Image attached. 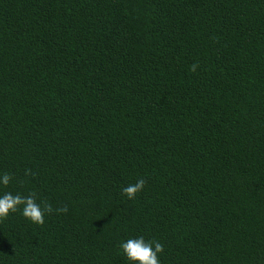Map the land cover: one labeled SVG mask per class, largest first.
<instances>
[{"label":"trees","instance_id":"trees-1","mask_svg":"<svg viewBox=\"0 0 264 264\" xmlns=\"http://www.w3.org/2000/svg\"><path fill=\"white\" fill-rule=\"evenodd\" d=\"M4 173L0 264H264V0H0Z\"/></svg>","mask_w":264,"mask_h":264},{"label":"clouds","instance_id":"clouds-1","mask_svg":"<svg viewBox=\"0 0 264 264\" xmlns=\"http://www.w3.org/2000/svg\"><path fill=\"white\" fill-rule=\"evenodd\" d=\"M195 69L196 66L193 65V71ZM11 181L10 174H0V189L8 187ZM145 185V179H137L134 184H129L122 189L123 195L129 200H134L138 194L143 192ZM18 211L31 223L42 226L46 222V215H51L53 212L64 213L67 209H54L50 204L38 202L35 193L21 196L9 191L0 195V222ZM120 249L128 264H162L160 256L164 252V247L159 241L146 240L144 236L129 237L127 240L121 241Z\"/></svg>","mask_w":264,"mask_h":264}]
</instances>
